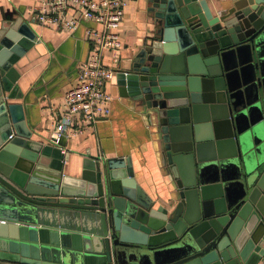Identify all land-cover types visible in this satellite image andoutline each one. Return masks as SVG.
Here are the masks:
<instances>
[{"label":"water","instance_id":"water-1","mask_svg":"<svg viewBox=\"0 0 264 264\" xmlns=\"http://www.w3.org/2000/svg\"><path fill=\"white\" fill-rule=\"evenodd\" d=\"M147 3L155 31L118 93L155 133L171 200L155 204L128 158L54 165L66 134L33 137L16 83L19 59L48 49L2 23L0 264H264V0Z\"/></svg>","mask_w":264,"mask_h":264},{"label":"crops","instance_id":"crops-1","mask_svg":"<svg viewBox=\"0 0 264 264\" xmlns=\"http://www.w3.org/2000/svg\"><path fill=\"white\" fill-rule=\"evenodd\" d=\"M40 2L41 0H0V25L7 23L10 27L32 28L45 44L41 49H48V53L42 55L31 48L19 59V66L15 65L20 74L16 82L18 87L24 96L34 94L33 100L28 103V113L25 111L27 126L34 130V138L44 139L45 136H53L56 119L63 109L62 94L72 84L78 63L87 54L88 42L84 38V29L70 33L37 23L33 18V6ZM229 2L230 0H206L207 7L213 11ZM147 7V0H127L124 16L118 27L121 37L118 62L113 64L111 52L104 51L106 64L114 67L113 76L106 84V89L113 96L109 114L87 124L77 134L66 135L65 144L57 148L62 158H55L54 165L57 162L62 172L76 175L82 158L86 155L123 160L128 158L135 182L155 204H165L171 200L172 188L163 171L158 140L142 115L132 109L118 93L119 70L128 67L137 49L155 31ZM51 66L56 70L44 79L43 76ZM11 101L23 102L26 110L23 98ZM44 141L47 142L45 139Z\"/></svg>","mask_w":264,"mask_h":264},{"label":"built area","instance_id":"built-area-1","mask_svg":"<svg viewBox=\"0 0 264 264\" xmlns=\"http://www.w3.org/2000/svg\"><path fill=\"white\" fill-rule=\"evenodd\" d=\"M127 0H41L33 6L34 20L40 25L73 32L82 21L84 38L88 42L85 58L78 63L72 84L63 92V109L56 119L52 135L77 134L97 118L110 112L112 94L106 84L114 67L106 64L104 51L111 52V62L117 63L121 50L118 27L123 19Z\"/></svg>","mask_w":264,"mask_h":264}]
</instances>
